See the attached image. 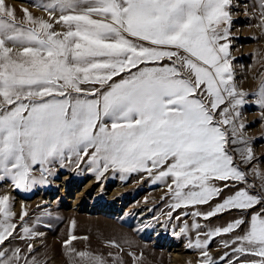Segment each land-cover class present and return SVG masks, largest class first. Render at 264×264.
Listing matches in <instances>:
<instances>
[{"label": "snow or ice", "instance_id": "snow-or-ice-1", "mask_svg": "<svg viewBox=\"0 0 264 264\" xmlns=\"http://www.w3.org/2000/svg\"><path fill=\"white\" fill-rule=\"evenodd\" d=\"M32 6L47 19L27 9L20 19L0 0V184L29 193L48 185L58 168L85 164L98 181L109 172L121 180L142 173L167 189L166 225L192 218L173 226V235L188 237L199 264H216L209 248L221 235L229 236L222 246L230 249L223 264H264V172L253 164L242 119L249 105L264 117V71L254 93L238 87L233 0ZM252 7L264 31V0ZM13 208L12 197L0 196V264H42L30 242L41 234L23 223L26 212L18 225ZM180 209L191 211L173 217ZM232 212L239 217L226 226L200 231L199 220ZM17 238L29 241L25 249L11 246ZM77 239L88 237L70 233L64 241L71 264H108L103 255L77 250ZM106 246L120 249L115 241ZM109 256L122 264L118 254Z\"/></svg>", "mask_w": 264, "mask_h": 264}, {"label": "rangeland", "instance_id": "rangeland-1", "mask_svg": "<svg viewBox=\"0 0 264 264\" xmlns=\"http://www.w3.org/2000/svg\"><path fill=\"white\" fill-rule=\"evenodd\" d=\"M6 2L15 9L20 19L24 17V9L33 16L47 19L45 13L32 6L35 0ZM253 3L254 0H233L230 26V53L235 80L240 89L250 94L257 90L259 74L264 71V31L256 26L260 22V14L252 7ZM242 119L247 126L243 135L254 154L253 164L264 172V117L257 108L249 105L243 109ZM250 167L241 165L244 171ZM143 175L134 173L121 180L118 173L109 172L98 181L85 164L75 170L70 167L58 168L48 185L38 186L29 193L14 191L5 182L0 184V196L9 195L13 198L15 222L18 225L21 223L20 215L26 212L23 223L41 234L30 242L35 245L33 255L42 264H51L53 260V264H71L64 249V241L70 233L78 238L88 237L87 240L77 239L73 242L77 250L103 255L108 264H112L109 253L118 254L122 264H134L129 252L139 257L136 264H169L175 242L184 257L191 255V260L183 257V260H177L178 264H199V251L186 246L188 237L173 235V226L178 230L184 220L191 225L192 218L185 217L180 221L173 219L166 225L170 201L162 197L168 195L167 189L161 184L153 185L150 180L142 179ZM248 178L253 179L251 175ZM83 186L87 187L82 190ZM230 191L235 189L226 191L225 195ZM200 210L206 212L209 208L203 206ZM184 211L191 209H180L173 213V217ZM238 217V213L232 212L207 221L201 219L199 223L204 227L200 231L222 228ZM194 234L191 232L190 236ZM195 237L192 239L195 240ZM228 239L229 236L221 235L210 245V255L216 264H223L220 257L230 252V249L222 246ZM109 241L119 244L122 251L106 246ZM27 243L28 240L17 238L11 246L25 249Z\"/></svg>", "mask_w": 264, "mask_h": 264}, {"label": "bare ground", "instance_id": "bare-ground-1", "mask_svg": "<svg viewBox=\"0 0 264 264\" xmlns=\"http://www.w3.org/2000/svg\"><path fill=\"white\" fill-rule=\"evenodd\" d=\"M89 185V184H88ZM87 185V186H88ZM87 186H83V189L82 190H84ZM117 192H118V189H117ZM121 192V191H120ZM115 193V192H114ZM81 194V193H80ZM115 196V195H114ZM111 197V196H110ZM74 202V201H73ZM76 203V202H75ZM18 205V204H17ZM15 210L14 211H16V207L14 208ZM196 235V233L194 234V235H192L191 236V238H194V236ZM182 242V241H181ZM184 242V241H183ZM183 245H185V244H183ZM173 246H174V248L172 249V259H171V262L169 263V264H178V259H182L183 260V257H184V255H183V253H182V250H180L181 248L180 247H177L178 246V243H174L173 244ZM51 247H53V246H51ZM54 250V249H53ZM57 250V249H56ZM189 252V251H188ZM195 253V252H194ZM147 254V253H146ZM191 256V255H190ZM190 256H188V257H184L185 259L187 258V259H190L191 260V257ZM194 258V257H193ZM148 261V260H147ZM53 263H54V260H53ZM53 263H51V264H53Z\"/></svg>", "mask_w": 264, "mask_h": 264}]
</instances>
